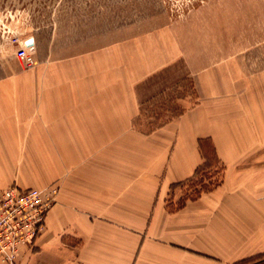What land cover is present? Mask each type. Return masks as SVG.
<instances>
[{"label": "crops", "instance_id": "obj_1", "mask_svg": "<svg viewBox=\"0 0 264 264\" xmlns=\"http://www.w3.org/2000/svg\"><path fill=\"white\" fill-rule=\"evenodd\" d=\"M105 51L29 70L3 61L0 190L59 189L16 264H234L264 253V91H243L245 105L219 92L142 132L137 85L157 66L139 75L119 48ZM207 146L221 183L170 212L171 185L194 175Z\"/></svg>", "mask_w": 264, "mask_h": 264}, {"label": "rangeland", "instance_id": "obj_2", "mask_svg": "<svg viewBox=\"0 0 264 264\" xmlns=\"http://www.w3.org/2000/svg\"><path fill=\"white\" fill-rule=\"evenodd\" d=\"M15 37L35 39L34 65L14 54ZM114 47L123 67L138 66L139 75L157 66L137 85L133 126L142 132L219 92H232L234 102L245 105L243 91H264V0H0V75L12 55L29 70L38 59L63 61L97 48L113 59ZM246 78L250 82L242 81ZM206 150L210 166L193 181L171 185L170 212L193 193L195 180L221 179L223 165L211 147ZM25 175L32 176V170Z\"/></svg>", "mask_w": 264, "mask_h": 264}, {"label": "built area", "instance_id": "obj_3", "mask_svg": "<svg viewBox=\"0 0 264 264\" xmlns=\"http://www.w3.org/2000/svg\"><path fill=\"white\" fill-rule=\"evenodd\" d=\"M29 39V38H28ZM15 37L16 56L26 66L35 63L33 46ZM58 186L23 188L11 184L0 190V262L16 264L22 247H33L45 229L49 210L57 201Z\"/></svg>", "mask_w": 264, "mask_h": 264}, {"label": "trees", "instance_id": "obj_4", "mask_svg": "<svg viewBox=\"0 0 264 264\" xmlns=\"http://www.w3.org/2000/svg\"><path fill=\"white\" fill-rule=\"evenodd\" d=\"M210 164L208 162H203L201 165L198 166V168L196 169L195 173L193 176L189 177L187 179V181H193L194 179H197L198 175L206 168L209 167ZM196 182H194L195 189L193 191V193L191 194H187L182 200H181V206H183L187 200H195L197 198H199L202 193L205 192H209L211 190H213L215 187H217L221 181H222V177L219 180L216 181H206V179H204L203 177L199 180H195ZM256 259L254 263H252L251 261ZM251 262V263H250ZM245 263H249V264H264V253L262 254H258L256 256L253 257H249V258H245V259H241L237 262H235L234 264H245Z\"/></svg>", "mask_w": 264, "mask_h": 264}, {"label": "water", "instance_id": "obj_5", "mask_svg": "<svg viewBox=\"0 0 264 264\" xmlns=\"http://www.w3.org/2000/svg\"><path fill=\"white\" fill-rule=\"evenodd\" d=\"M26 45H27V46H33V45H34V40H33V38H29V39L26 41Z\"/></svg>", "mask_w": 264, "mask_h": 264}]
</instances>
